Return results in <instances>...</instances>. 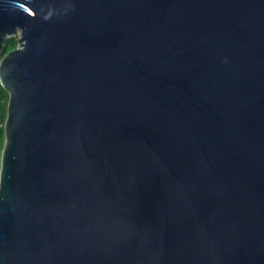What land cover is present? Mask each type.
<instances>
[{
    "label": "water",
    "instance_id": "water-1",
    "mask_svg": "<svg viewBox=\"0 0 264 264\" xmlns=\"http://www.w3.org/2000/svg\"><path fill=\"white\" fill-rule=\"evenodd\" d=\"M0 264H264V0H0Z\"/></svg>",
    "mask_w": 264,
    "mask_h": 264
},
{
    "label": "trees",
    "instance_id": "trees-1",
    "mask_svg": "<svg viewBox=\"0 0 264 264\" xmlns=\"http://www.w3.org/2000/svg\"><path fill=\"white\" fill-rule=\"evenodd\" d=\"M14 43L17 44V40L14 37H11L5 41L3 49L0 53V58L4 54H6L9 50H11L15 47ZM7 100H8V93L0 85V123H3V124H4L5 117H6ZM3 143H4L3 127H0V155H1V150L3 147Z\"/></svg>",
    "mask_w": 264,
    "mask_h": 264
},
{
    "label": "rangeland",
    "instance_id": "rangeland-1",
    "mask_svg": "<svg viewBox=\"0 0 264 264\" xmlns=\"http://www.w3.org/2000/svg\"><path fill=\"white\" fill-rule=\"evenodd\" d=\"M14 38L17 40V38H16V37H14ZM14 44H15V47H17V44H16V43H14ZM15 47H14V48H15Z\"/></svg>",
    "mask_w": 264,
    "mask_h": 264
},
{
    "label": "built area",
    "instance_id": "built-area-1",
    "mask_svg": "<svg viewBox=\"0 0 264 264\" xmlns=\"http://www.w3.org/2000/svg\"><path fill=\"white\" fill-rule=\"evenodd\" d=\"M0 127H3V123H0Z\"/></svg>",
    "mask_w": 264,
    "mask_h": 264
}]
</instances>
